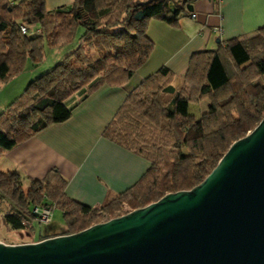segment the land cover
Wrapping results in <instances>:
<instances>
[{
  "label": "trees",
  "instance_id": "1",
  "mask_svg": "<svg viewBox=\"0 0 264 264\" xmlns=\"http://www.w3.org/2000/svg\"><path fill=\"white\" fill-rule=\"evenodd\" d=\"M193 1L73 0L48 10L45 0H0V83L27 63L41 64L46 47H65L82 29L78 44L0 111V155L68 120L73 107L66 100L75 92L82 89L85 97L104 84L123 85L153 50L149 22L175 24L191 14ZM175 77L166 66L146 76L103 130L150 162L132 187L92 207L65 194V180L54 168L40 179L0 169L3 222L21 229L35 219L34 208H59L63 230L57 234L73 233L199 183L264 115V26L193 53L179 87ZM204 99L207 109L196 118L188 107Z\"/></svg>",
  "mask_w": 264,
  "mask_h": 264
},
{
  "label": "water",
  "instance_id": "2",
  "mask_svg": "<svg viewBox=\"0 0 264 264\" xmlns=\"http://www.w3.org/2000/svg\"><path fill=\"white\" fill-rule=\"evenodd\" d=\"M0 264H264V115L191 188L77 232L0 241Z\"/></svg>",
  "mask_w": 264,
  "mask_h": 264
},
{
  "label": "crops",
  "instance_id": "3",
  "mask_svg": "<svg viewBox=\"0 0 264 264\" xmlns=\"http://www.w3.org/2000/svg\"><path fill=\"white\" fill-rule=\"evenodd\" d=\"M72 1L45 0V6L53 10ZM191 5V14L178 18L175 24L158 19L149 22L147 35L154 43L153 50L128 81L119 86L104 84L85 97L84 90L75 92L66 100L73 107L71 117L45 127L1 154L0 169L40 179L54 168L65 180V194L92 207L132 187L150 162L103 135L127 94L161 66L182 81L193 53L214 49L219 43L264 26V0H194ZM59 229L38 233L24 242L58 235L63 227Z\"/></svg>",
  "mask_w": 264,
  "mask_h": 264
},
{
  "label": "rangeland",
  "instance_id": "4",
  "mask_svg": "<svg viewBox=\"0 0 264 264\" xmlns=\"http://www.w3.org/2000/svg\"><path fill=\"white\" fill-rule=\"evenodd\" d=\"M82 29L77 31V35L73 42L65 47L52 48L46 47V56L44 61L37 65L32 66L27 63L25 70L19 75L12 77L4 83H0V111L2 110L3 103H9L15 96H17L25 87V85L34 77L44 73L54 66L62 57L66 51L73 49L78 44V36ZM90 55L95 56L90 52ZM182 81L176 78L173 81V86L179 87ZM3 98V99H2ZM208 100L204 99L201 102L192 103L189 105L188 110L196 118H198L204 110L207 109ZM5 105V104H4ZM6 212V205L0 201V241L8 244L22 243L24 241L35 238L38 233H45L53 228L60 230L59 227H63L62 211L59 208H54L51 211L50 221L48 223L39 222L36 218L32 220L25 228L12 229L6 223L3 222L2 216Z\"/></svg>",
  "mask_w": 264,
  "mask_h": 264
},
{
  "label": "built area",
  "instance_id": "5",
  "mask_svg": "<svg viewBox=\"0 0 264 264\" xmlns=\"http://www.w3.org/2000/svg\"><path fill=\"white\" fill-rule=\"evenodd\" d=\"M22 32H26V27L21 26ZM52 207L34 208L36 219L39 222L48 223L50 221V215Z\"/></svg>",
  "mask_w": 264,
  "mask_h": 264
}]
</instances>
